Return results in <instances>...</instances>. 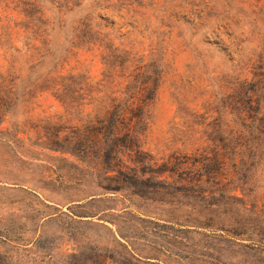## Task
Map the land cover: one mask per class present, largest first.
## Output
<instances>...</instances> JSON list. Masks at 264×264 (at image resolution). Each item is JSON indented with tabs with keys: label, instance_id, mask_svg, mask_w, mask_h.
I'll return each mask as SVG.
<instances>
[{
	"label": "rangeland",
	"instance_id": "obj_1",
	"mask_svg": "<svg viewBox=\"0 0 264 264\" xmlns=\"http://www.w3.org/2000/svg\"><path fill=\"white\" fill-rule=\"evenodd\" d=\"M260 66L264 0H0V264H264Z\"/></svg>",
	"mask_w": 264,
	"mask_h": 264
},
{
	"label": "trees",
	"instance_id": "obj_2",
	"mask_svg": "<svg viewBox=\"0 0 264 264\" xmlns=\"http://www.w3.org/2000/svg\"><path fill=\"white\" fill-rule=\"evenodd\" d=\"M261 67V66H260ZM264 69V66H262L258 71L259 72H253L251 74V76L249 77L245 72L241 73H237V71L241 70L239 67L234 71V74L232 73L233 76V81L235 82V84L239 87L240 85H242L243 83L246 84H252L251 89H254V87L258 84L261 83L262 80H264V71H262ZM261 71V73H260ZM261 113V112H260ZM259 113V115H260ZM258 118H260V116H258ZM261 119V118H260ZM264 126L263 124L261 125L260 129H263ZM132 264H140L139 262H132Z\"/></svg>",
	"mask_w": 264,
	"mask_h": 264
}]
</instances>
